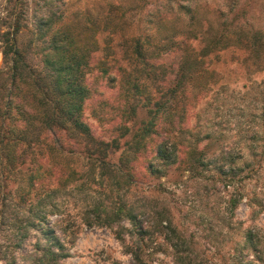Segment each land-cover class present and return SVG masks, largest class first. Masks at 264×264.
<instances>
[{"label":"trees","instance_id":"obj_1","mask_svg":"<svg viewBox=\"0 0 264 264\" xmlns=\"http://www.w3.org/2000/svg\"><path fill=\"white\" fill-rule=\"evenodd\" d=\"M58 2L44 0L35 16L44 41L40 69L17 45L18 16L1 34L0 262L65 264L83 228H105L131 264L154 263L158 239L171 249L173 264H198L169 211L119 194L103 203L95 194L128 192L146 175L160 179L171 171L217 177L235 191L258 181L264 175V116L246 157L242 146L237 157L228 145L211 147L215 130L194 134L187 121L198 117L205 76L222 75L218 66L225 56L264 73V30L179 33L161 31L159 20L135 32L123 22V43L105 63L61 30ZM188 20L192 24L194 17ZM66 190L84 198L69 208L57 199ZM241 200H231L233 210ZM229 251L232 264L264 259L252 227Z\"/></svg>","mask_w":264,"mask_h":264},{"label":"rangeland","instance_id":"obj_2","mask_svg":"<svg viewBox=\"0 0 264 264\" xmlns=\"http://www.w3.org/2000/svg\"><path fill=\"white\" fill-rule=\"evenodd\" d=\"M62 1L56 3L55 9V17L61 18V30L76 40L80 50L91 52L92 57L105 63L115 57L123 43V22L135 32L149 30L159 20L161 31L175 29L179 33L189 28L197 31L206 28L211 32L236 27L264 30V0ZM43 2L0 0V40L3 32L12 30L13 18L18 16L21 27L17 45L27 62L37 69L42 66L44 41L37 35L35 16ZM189 16L194 17L192 24ZM1 48L0 41V51ZM241 60L229 54L219 62L222 75L205 76L207 95L196 107L200 118L195 116L187 121L194 134L214 129L211 147L228 145L234 157L238 156L239 146L242 155H248L246 146L257 139L255 133L263 128L264 116V73L256 72L250 62L241 64ZM0 68H3L1 53ZM94 70L97 72L98 68ZM110 193L98 189L95 196L104 203L112 198L114 201L115 194H119L138 206L169 211L198 264H232L230 244L248 227L258 233L264 255V175L235 191L226 188L217 177L192 179L171 171L160 179L146 175L128 192L123 187ZM81 198L84 196L76 190L61 191L57 196L69 208L75 207ZM237 198L242 200L233 210L231 200ZM156 242L160 244L153 246L156 261L152 264H173L171 249L161 239ZM70 253L72 257L65 264H131L113 232L105 228H83ZM258 264H264V259Z\"/></svg>","mask_w":264,"mask_h":264}]
</instances>
